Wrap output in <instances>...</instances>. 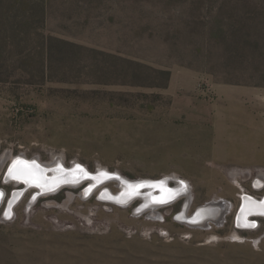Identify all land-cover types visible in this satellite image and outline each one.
<instances>
[{"label":"rangeland","instance_id":"1","mask_svg":"<svg viewBox=\"0 0 264 264\" xmlns=\"http://www.w3.org/2000/svg\"><path fill=\"white\" fill-rule=\"evenodd\" d=\"M20 156L232 207L201 228L184 195L108 201L115 178L14 202ZM0 164V264H264V217L235 219L264 196V0H0Z\"/></svg>","mask_w":264,"mask_h":264},{"label":"bare ground","instance_id":"2","mask_svg":"<svg viewBox=\"0 0 264 264\" xmlns=\"http://www.w3.org/2000/svg\"><path fill=\"white\" fill-rule=\"evenodd\" d=\"M12 160H13V157L11 158ZM15 160L13 161V165L14 166H16L18 163L17 162H20L21 161V159H25L23 156H20V157H18V158H14ZM28 160V159H27ZM37 161V160H36ZM28 162H30V161H28ZM34 162V161H33ZM39 162V161H38ZM37 162V163H38ZM53 163V162H52ZM59 163L60 162H54V164H56L55 165V167L53 168V170H52V172H50V174L48 175V171L47 170H49V169H47V167H51L52 165L50 164L49 166H47L48 164L46 163L45 164V166L42 164V165H40L41 166V168H42V170H39L38 168H36V170H35V172L33 173V172H25V174H27V177H28V181L29 182H31V183H35V187L37 188V191H41L42 193H44V195L45 194H48V193H46V191L48 190V192L50 191L49 189H47V186L49 185L50 187H55V186H57V185H59V184H61V181L62 180H66L65 181V183L64 184H68V183H72L71 184V186L70 187H72V186H74V185H77L78 183H80L82 180H85L82 176V170L83 171H85V172H87L86 171V169L85 168H82V167H80V166H76V165H74V168L72 169V172H70V173H68V174H66L65 176H62V169H63V167L61 166V165H59ZM39 164H40V162H39ZM61 164V163H60ZM47 166V167H46ZM32 167V166H31ZM60 167V168H59ZM62 167V168H61ZM103 174H105L104 176H100V177H98L97 179H89V180H87V182H91L92 183V189L93 188H96L97 186H99L100 184H103V183H105V182H107L108 180L106 179V178H109V179H114L115 178V180H119L118 182H123V184H125L126 185V191L124 192V191H120V193H118L117 195H115V196H113V195H106V193L105 192H107V191H104V193L102 194V196L104 197V198H106L108 201H112V202H116V203H121V204H123V203H125V202H127V201H129L132 197H133V199H131L129 202H131L132 200H134V199H136V198H138V196L136 195V193H139L141 190H147L148 192H143L142 193V196H144V195H148V194H150V195H152L153 194V189L154 190H159V189H156L155 187H150V188H145V187H143V186H140L141 185V183H138V182H142L143 180H139V181H137V183L138 184H134V182L133 181H131V180H127L126 178H124V177H122V176H120L119 174H117V173H115V174H113V175H109L108 173H103ZM58 176H60L59 178H57V179H55V180H48V178L49 179H51V177H58ZM116 176V177H115ZM78 177H80V178H78ZM83 178V179H82ZM8 180H10V179H8ZM50 181V182H49ZM52 181V182H51ZM78 181H80V182H78ZM144 181H146V182H149V181H147V180H144ZM178 181V180H177ZM15 184H19L20 183V181H16V180H14L13 181ZM94 182V183H93ZM167 182H168V180H165L164 181V183H165V187H166V184H167ZM28 184V183H27ZM38 184V185H37ZM143 185H145V186H148V184H144L143 183ZM178 189H180L181 190V195H184V196H186V197H188V194L189 193H187V192H185V190L188 188V185L186 184V183H184V182H178ZM62 186V185H61ZM60 186V187H61ZM181 186V188H179ZM59 188V187H58ZM57 188V189H58ZM164 188V187H163ZM176 188V187H175ZM184 188V189H183ZM56 190V189H55ZM161 191L158 193L160 196H155L153 199H156L157 198V200L159 199V198H161L160 200H158V202H160V201H167V200H169V199H171V198H175V196L176 195H179L174 189H172V188H169V187H166V188H164V189H160ZM187 190H189V188L187 189ZM163 191H166L167 193V195L165 194V193H163ZM18 193V194H17ZM15 195H14V202H15V199H16V197L18 196V195H20L21 194V192H17ZM108 194V193H107ZM154 194H157V192H154ZM153 194V195H154ZM1 195H2V193H0V199H1ZM248 194H244V195H242L241 196V199H242V201L244 202V205H243V207H242V209L240 210V212L237 214V217H236V223H237V225H239L241 228L242 227H244L245 226V224H251V226L249 227V228H251V227H254L255 225H256V223L257 222H254V221H251V218L250 217H257V216H261V217H264V199H263V202H260V204H256V202L254 201V200H250V199H252V198H249L248 196H247ZM35 198V197H34ZM249 198V199H248ZM262 198V197H261ZM175 200V199H174ZM173 200V201H174ZM154 202H156L155 200H153ZM253 201V202H252ZM13 202V201H12ZM13 202V203H14ZM165 204V203H164ZM167 205V204H166ZM228 205L229 204H227V203H224V202H220V203H216V205H215V207H217L216 208V212H217V215H215V218L217 217V216H219V214L218 213H221L222 211H224V209L226 210L227 208H228ZM11 206L12 205H9V209L11 210ZM187 206L185 205V208H186ZM213 208L214 207H212V208H208V210H205L207 213L209 212H211L212 210H213ZM220 208H222V210L220 211ZM205 213H204V210H202L201 212H200V217L201 218H207V216L205 217ZM223 216V215H222ZM223 221H224V216H223ZM240 221L242 222V224H244V225H242L241 226V223H240ZM216 223H218V222H216ZM199 227V226H198ZM247 228V227H246Z\"/></svg>","mask_w":264,"mask_h":264},{"label":"water","instance_id":"3","mask_svg":"<svg viewBox=\"0 0 264 264\" xmlns=\"http://www.w3.org/2000/svg\"><path fill=\"white\" fill-rule=\"evenodd\" d=\"M36 160L38 159V158H35ZM36 160H34V158H31V159H21V161L20 162H17L18 164L16 165V166H14L13 165V162H11L10 164H9V166L6 168V170L4 171V174H3V178H4V184H5V182H6V179H10V180H12V181H14V180H16V181H20V184L21 185H23V188H21L20 189V192H21V195H24L25 193H26V191H28V190H30V189H35V192H34V195H33V197H35V200L37 199V198H39V197H44V196H49V195H54V194H56V193H58V192H60L62 189H64V188H69V187H67L66 185H67V183L66 184H64L65 183V181L66 180H62L61 181V184H59V185H57V186H55V187H50L49 185L47 186V189H49L50 191L48 192V190L46 191V193H48V194H43L41 191H36V188H35V183L33 182V183H31V182H29L28 181V177H27V174H25V172H35V170H36V168H38L39 170H42V168H41V166L40 165H42L41 163L39 164V162L38 161H36ZM28 161H30V162H28ZM34 161V162H33ZM38 162V163H37ZM73 167H74V165L75 164H71ZM32 166V167H31ZM66 166V165H65ZM79 166V165H78ZM85 168V167H84ZM86 169V168H85ZM86 171L87 172H85V171H83L82 170V177L84 178V179H90V178H92V177H94L93 175L94 174H92V173H90L87 169H86ZM70 172H72V169L70 168V169H67L66 167H64L63 169H62V176H65L66 174H68V173H70ZM60 176H58V177H51V179H49L48 178V180H55V179H57V178H59ZM78 178H80V177H78ZM82 178V179H83ZM167 179H169V182L171 181V178H167ZM83 181V180H82ZM137 181H139V180H135V181H133L134 182V184L136 183V184H138V183H141V185L140 186H143V187H145V188H150V187H155L156 189H164L165 188V183H164V179H160V180H147V181H149V182H146V181H142V182H138L137 183ZM50 182V181H49ZM52 182V181H51ZM78 182H80V181H78ZM28 183V184H27ZM143 183L144 184H148V186H145V185H143ZM38 185V184H37ZM62 185V186H61ZM60 186H61V188H60ZM59 187V188H58ZM77 187V186H76ZM164 187V188H163ZM58 188V189H57ZM75 188V187H74ZM56 189V190H55ZM1 190V193H3L2 195H1V199H0V205L2 204V202L4 201V198H5V191L4 190H2V189H0ZM156 191V190H155ZM13 193V192H12ZM11 193V194H12ZM23 193V194H22ZM11 196V195H10ZM9 196V198L7 199V204L9 203V201H10V203H11V200H10V197ZM249 198H252V199H250V200H254L255 202H256V204H260V202H263V199H264V196L262 197V198H260V199H258V198H255V197H253V196H251V195H247ZM248 198V199H249ZM131 199H133V197L131 198ZM130 199V200H131ZM129 200V201H130ZM128 201V202H129ZM171 202V201H170ZM253 202V201H252ZM172 203V202H171ZM167 204V206H170V205H173L174 203H172V204ZM216 203H220V201H211V202H209V203H206L205 205H203V206H201V207H199L197 210H196V212H198V210H200V211H202V210H208V208H212V207H214L215 205H216ZM190 205V204H189ZM243 205H244V202L242 201V199H241V203H240V205H239V207H238V210H237V213H236V216H235V219H236V217H237V214L240 212V210L242 209V207H243ZM167 206H165V207H167ZM162 208V207H161ZM185 211V210H184ZM195 212V213H196ZM194 213V214H195ZM258 217V216H257ZM259 217H261V216H259ZM219 221H218V223H216V224H221L222 222H223V219H220V216H219V219H218ZM186 221H187V223H189V224H199V227H201V228H209V220L207 221V220H205V219H203V220H201V221H199V222H196V223H192V222H190V221H188L187 219H186ZM255 222V221H254ZM211 223H214V222H211ZM239 226V225H238Z\"/></svg>","mask_w":264,"mask_h":264},{"label":"flooded vegetation","instance_id":"4","mask_svg":"<svg viewBox=\"0 0 264 264\" xmlns=\"http://www.w3.org/2000/svg\"><path fill=\"white\" fill-rule=\"evenodd\" d=\"M10 156V159L12 158V156L11 155H9ZM8 156V157H9ZM1 165L2 164H0V168H1ZM128 180V179H127ZM119 181V180H118ZM117 180H115V182L117 183V187L119 188V192H117V193H112L111 192V190H109L110 192H105L106 193V195H113V196H115V195H117L118 193H120V191H126V185L125 184H123V182H118ZM89 184H90V186H89V188H92L91 186H92V183L91 182H88ZM94 183V182H93ZM104 184V183H103ZM103 184H100L99 185V187H101ZM166 187H168V185L166 184ZM165 187V188H166ZM179 188H181V186L179 187ZM179 195H176L175 196V198H171V199H169V200H167V201H160V202H158V200H160L161 198H159L158 200H157V198L156 199H153L156 195L157 196H160L158 193L161 191L160 189L159 190H154L153 189V194H154V192H157V194H152V195H150V194H148V195H144V196H142V191H146V192H148L147 190H141L139 193H136V195L138 196V198H142V200H143V203H144V205H143V207L144 208H147V209H149L151 212H152V214H156V210H157V208L158 207H161V206H164V205H166V204H170L171 202H173V200L174 199H176V198H178V197H180V196H182L181 195V190L180 189H178L177 187L176 188H173ZM188 189V188H187ZM90 189H88V191H89ZM104 191V190H103ZM101 192L102 194L104 193V192ZM162 192V191H161ZM108 193V194H107ZM149 193V192H148ZM163 193H167L166 191H163ZM16 194V193H15ZM14 194V195H15ZM168 194V193H167ZM166 194V195H167ZM191 195L190 194H188V197H186L187 198V200H186V206H188V204L190 203V200H191ZM153 200H155L156 202H154ZM171 201V202H170ZM11 202H12V200H11ZM221 202H223V201H221ZM130 202H125V203H123L122 205H128ZM165 203V204H164ZM118 204H121V203H119L118 202ZM228 204V203H227ZM232 207V204H230L229 203V205H228V208H231ZM9 208V207H8ZM214 208H215V210H213L212 211V216H210L209 217V212L207 213L206 211H205V209H204V213L206 214L205 215V217L207 216V218H205V220H209L208 222H214V223H216V222H218L219 220V216H220V219H222L223 218V216L225 217V214L227 213V209L225 210L224 209V211H222L221 213H218L219 214V216H217L216 218H215V215H217V212H216V208L217 207H215L214 206ZM9 211H10V209H8ZM185 210V212H184V214L183 215H181V219L182 220H184L185 222H187L186 221V219L188 220V221H190V222H192V223H196V222H199V221H201V220H203L204 218H201L200 217V210H198V212H196L193 216H187L186 215V210H187V207L184 209ZM222 210V208H220V211ZM223 215V216H222ZM212 217H214L215 219H213V220H211L212 219ZM210 218V219H209ZM240 223H241V226L242 225H244V224H242V222L240 221ZM250 227L251 226V224H245V228L246 227Z\"/></svg>","mask_w":264,"mask_h":264}]
</instances>
